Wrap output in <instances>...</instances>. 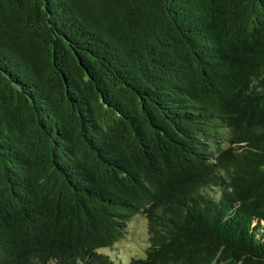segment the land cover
Instances as JSON below:
<instances>
[{"label": "trees", "instance_id": "1", "mask_svg": "<svg viewBox=\"0 0 264 264\" xmlns=\"http://www.w3.org/2000/svg\"><path fill=\"white\" fill-rule=\"evenodd\" d=\"M0 264H264V0H0Z\"/></svg>", "mask_w": 264, "mask_h": 264}, {"label": "rangeland", "instance_id": "2", "mask_svg": "<svg viewBox=\"0 0 264 264\" xmlns=\"http://www.w3.org/2000/svg\"><path fill=\"white\" fill-rule=\"evenodd\" d=\"M131 228H128L129 234H127V239H125L124 243L121 244L125 250L131 251L130 244H136L139 243L140 245L142 242L139 241V239L144 240L147 236V229H146V220L143 216L138 215L134 218V220L131 222Z\"/></svg>", "mask_w": 264, "mask_h": 264}]
</instances>
